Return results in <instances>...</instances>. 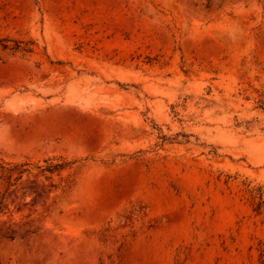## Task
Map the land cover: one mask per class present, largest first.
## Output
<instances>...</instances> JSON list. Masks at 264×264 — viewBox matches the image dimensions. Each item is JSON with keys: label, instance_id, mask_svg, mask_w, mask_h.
Masks as SVG:
<instances>
[{"label": "rangeland", "instance_id": "374dc122", "mask_svg": "<svg viewBox=\"0 0 264 264\" xmlns=\"http://www.w3.org/2000/svg\"><path fill=\"white\" fill-rule=\"evenodd\" d=\"M2 197L0 264H264V0H0Z\"/></svg>", "mask_w": 264, "mask_h": 264}, {"label": "trees", "instance_id": "16d2710c", "mask_svg": "<svg viewBox=\"0 0 264 264\" xmlns=\"http://www.w3.org/2000/svg\"><path fill=\"white\" fill-rule=\"evenodd\" d=\"M24 171H21L20 174H22ZM6 209L4 198H0V212H3Z\"/></svg>", "mask_w": 264, "mask_h": 264}]
</instances>
